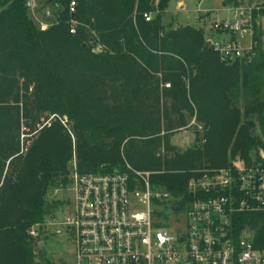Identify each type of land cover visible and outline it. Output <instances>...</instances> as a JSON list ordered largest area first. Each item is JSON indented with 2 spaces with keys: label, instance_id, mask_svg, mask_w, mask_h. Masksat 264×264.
<instances>
[{
  "label": "trees",
  "instance_id": "obj_1",
  "mask_svg": "<svg viewBox=\"0 0 264 264\" xmlns=\"http://www.w3.org/2000/svg\"><path fill=\"white\" fill-rule=\"evenodd\" d=\"M72 1L81 22L74 35ZM171 1L47 0L58 9L42 32L27 0H0V264H39L31 228L56 210L48 193L69 184L74 152L81 172H124L127 162L178 199L200 170L225 168L264 148V50L251 64L220 63L204 31L162 23ZM92 32L107 54L92 53ZM241 97L248 101L243 109ZM30 106L47 118L67 116L75 143L56 121L20 154L21 107ZM185 112L206 129L203 146L158 157L163 146L174 150L170 136L187 125ZM248 217L263 249L264 214L241 219Z\"/></svg>",
  "mask_w": 264,
  "mask_h": 264
},
{
  "label": "built area",
  "instance_id": "obj_2",
  "mask_svg": "<svg viewBox=\"0 0 264 264\" xmlns=\"http://www.w3.org/2000/svg\"><path fill=\"white\" fill-rule=\"evenodd\" d=\"M76 7L72 1V35L81 26L74 19ZM227 14L228 18L211 21L206 40L220 63L251 64L261 47L264 0L240 1L230 5ZM143 17L146 22L154 19L152 13ZM48 27L44 24L40 30ZM91 35L92 53L107 54L99 36ZM56 121L68 129V117L57 115L33 133L23 128L21 154L28 153L38 132ZM71 164L69 184L53 188L50 194L61 208L62 222L56 225L73 247L67 264H264V248L256 246L250 217L241 219L264 214V148L249 159L237 157L225 168L200 172L178 199L169 189L153 185L151 172L134 170L130 164L124 172H108L104 166L96 173L81 172L76 153ZM59 194L63 199L57 200ZM178 206L179 213H173L171 208ZM166 209L174 216H168ZM54 213L51 219L58 216ZM44 226L31 228L39 247Z\"/></svg>",
  "mask_w": 264,
  "mask_h": 264
},
{
  "label": "rangeland",
  "instance_id": "obj_3",
  "mask_svg": "<svg viewBox=\"0 0 264 264\" xmlns=\"http://www.w3.org/2000/svg\"><path fill=\"white\" fill-rule=\"evenodd\" d=\"M33 1L35 2V4H37V8H34L31 6L29 8L30 9L29 15L35 21L38 27H41L44 24L49 26L51 22L56 20L54 18L53 20H49V21L46 20L47 9L50 6H52L46 3L47 0H27V2H30L31 4L33 3ZM240 1L245 3L248 0H172L169 7L162 14L163 16L162 23L166 26H171V25L173 26L174 24V26L178 28L185 27V26H192L196 29H200L204 31L206 38H207L210 36L209 30H210L211 21L215 19L216 17L219 19L228 18L229 14H227V9L229 8V6L235 4V2H240ZM53 8L58 9V7H53ZM55 11L56 10H54L53 13ZM263 29H264V19H263ZM260 45H261L260 48L264 50V31H263V37L261 38ZM22 83H23V80L21 78H18L17 79V85H18L17 92H19L20 95L23 94ZM162 88L170 89V88H167L166 85H161L160 90H162ZM110 99L112 100V97H110ZM236 102H237L236 104L239 107V109H243L248 101L245 99V97H241ZM23 108L24 107H21L22 110H21V115H20L21 117L20 129L18 132L20 134V139H19L20 149H21L22 129L26 128L29 131V133H33L38 129V125H41L44 120L48 119L46 115L36 114V111L33 108H31V106L28 107L26 111H23ZM169 109L171 108L169 107ZM24 112L26 113L24 114ZM24 115H26L27 118ZM35 116H37V118L39 117V119L36 121H34ZM185 116L187 119V125L182 128H177L176 131L172 132L170 136V140H169L170 145L174 148V150H172L171 152H168L163 146L161 151L158 153V157H162V156L163 157L164 156L173 157V156H176L177 154H183L189 149H192L193 146H195L196 144H198L199 146H203L205 142L203 140V136L206 132V129L204 128L202 124L196 121L195 116L191 118L189 113L187 112H185ZM164 124L165 123L162 124L163 128H164ZM71 126H72V123L69 122L68 129L65 127L64 128L68 132L69 130L71 131ZM70 136L72 138V142L75 143L74 134H73V137L71 134ZM21 152H22V149L20 150V154ZM125 163L126 165L130 164L127 162ZM210 169H216V168L207 167V168L200 170V172L204 170H210ZM7 171L8 169L6 168V170L3 173V177L6 175ZM137 171L145 172L146 170L145 171L137 170ZM52 191L53 189L49 190L48 200L50 203L51 202L56 203L53 201V198L50 197L51 196L50 194ZM59 199H63L62 195L60 194L57 196V200ZM56 204H58V206L55 211L56 213H58V216L55 219H51L52 215L55 214L54 213L55 211L53 210L52 214L50 213L49 216L46 217L45 223H44L45 226L43 229L44 232L41 235L43 247L37 246L35 249L36 258L34 262L39 263V264H45L46 262H50L53 264H67V263H70L73 258V247L67 238L66 232L62 231L59 225H56V223L60 224L62 222V217L59 216L61 208H60L59 203H56ZM166 210H167L166 213L168 216H174V214L171 213L168 209ZM179 216L181 215H178L176 217L178 218Z\"/></svg>",
  "mask_w": 264,
  "mask_h": 264
},
{
  "label": "crops",
  "instance_id": "obj_4",
  "mask_svg": "<svg viewBox=\"0 0 264 264\" xmlns=\"http://www.w3.org/2000/svg\"><path fill=\"white\" fill-rule=\"evenodd\" d=\"M181 5V4H180ZM180 5H179V7H180ZM54 10H56L55 8H53V7H49L48 9H47V12H46V20H53V18H54V16H53V11ZM30 12V11H29Z\"/></svg>",
  "mask_w": 264,
  "mask_h": 264
},
{
  "label": "water",
  "instance_id": "obj_5",
  "mask_svg": "<svg viewBox=\"0 0 264 264\" xmlns=\"http://www.w3.org/2000/svg\"><path fill=\"white\" fill-rule=\"evenodd\" d=\"M28 4V7L30 8L31 6L34 7V8H37V4H35V2L33 1V3L31 4L30 2H27ZM207 44L209 45V43L207 42ZM171 211L173 213H179L180 209H179V206L178 207H172L171 208Z\"/></svg>",
  "mask_w": 264,
  "mask_h": 264
}]
</instances>
